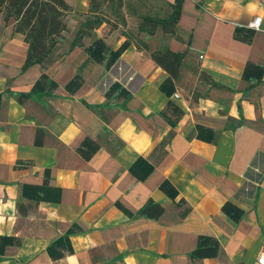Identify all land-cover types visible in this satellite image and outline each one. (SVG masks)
I'll return each instance as SVG.
<instances>
[{
	"label": "crops",
	"instance_id": "obj_1",
	"mask_svg": "<svg viewBox=\"0 0 264 264\" xmlns=\"http://www.w3.org/2000/svg\"><path fill=\"white\" fill-rule=\"evenodd\" d=\"M64 1L70 21L87 16L89 0ZM255 17L259 30L248 27ZM132 19L95 34L116 50ZM14 25L0 15V237L14 240L0 264H254L264 252V0H184L166 39L187 52L169 95V75L134 43L120 60L142 85L127 98L98 89L107 72L79 47L22 72L28 45ZM42 73L55 86L18 101ZM170 133L141 181L132 168L153 165ZM149 202L157 216L131 217Z\"/></svg>",
	"mask_w": 264,
	"mask_h": 264
},
{
	"label": "trees",
	"instance_id": "obj_2",
	"mask_svg": "<svg viewBox=\"0 0 264 264\" xmlns=\"http://www.w3.org/2000/svg\"><path fill=\"white\" fill-rule=\"evenodd\" d=\"M156 1L163 2L164 6L170 10L168 16L164 18L151 14L138 16L140 21L134 29L135 32L131 29L122 32L126 40L116 50L106 46L104 40L98 38L95 34V31L103 24L110 23L114 25V23L101 16L97 9L99 6L107 5L114 14H117L116 19H120L118 25L126 27L125 16L123 18L121 13L123 0H89L87 16H85L86 18L80 24L77 32L71 37L68 36L70 29L67 23V17L71 9L64 0H0V15L3 16L4 22H8L10 19L15 22L14 32L22 35L24 42L28 45L27 57L22 66V72L33 65H39L42 69H46L57 59L79 47L83 48L92 60L102 64L107 72L98 89L103 91L104 85L106 87L110 85L112 89H122L121 93L127 98L136 93L142 85V79L120 60L122 53L131 43H134L137 49L148 52L154 63L169 75V78L161 88L164 93L169 95L173 91V80H177L179 77V69L187 52L175 53L167 47L152 51L148 43L144 41L146 37L154 38L158 29L161 30L163 35H176L175 28L184 0H174L172 4L162 0ZM126 14L130 18L136 17V12L131 10ZM87 40L91 44L85 47L84 42ZM63 47L65 51L62 52ZM60 52L61 55H59ZM114 79L117 81L113 82ZM43 81H49L44 73H42L30 92L16 95L18 101L23 97L34 96L37 93H40L41 96L47 94L41 93L45 87ZM48 83L50 87L55 86L50 81ZM84 104L88 108H94L85 102ZM100 114L104 122H106L107 120L101 111ZM171 137L172 134L170 133L168 139H164L155 147L153 155L156 156V161L153 165L147 164L143 159H139L136 162L131 171L138 176V179L144 181L152 173L154 166L166 155L165 147ZM135 169L143 171V175H137ZM165 185H162L161 188L168 192ZM161 211L159 204L149 202L131 217L154 218ZM13 242L12 238L0 237V248L2 249Z\"/></svg>",
	"mask_w": 264,
	"mask_h": 264
},
{
	"label": "rangeland",
	"instance_id": "obj_3",
	"mask_svg": "<svg viewBox=\"0 0 264 264\" xmlns=\"http://www.w3.org/2000/svg\"><path fill=\"white\" fill-rule=\"evenodd\" d=\"M130 10L133 12H136V17L133 18L132 20H129L130 24L128 25V26H130L131 30H133V32H135L134 29L136 28V25L140 21V18H138V16L151 14V15H155V16H159L161 18H164V17L168 16V14L170 12V10L168 8H166V6H164L163 2H158L156 0H123V6L121 9V13H122L123 18L126 15V13L129 12ZM97 11L105 19L114 22V25L108 23L105 28H113V27H115V24H118L120 22L119 18L116 19L117 14H114L112 9H110L107 5L99 6ZM70 15L71 14L69 13L68 17H67V23H69L71 25V28L69 31L70 34L68 35L69 37H71L74 33L77 32L80 24L86 18L83 16H82L83 18H81V16H79L83 20L73 18V21H70V19H69ZM167 38H168V35H163L161 30L158 29L157 35L154 38H147L146 37L145 38L146 40L144 42L146 43L147 40L150 41V43H149L150 45L148 44L150 50H151L152 46L154 47L155 50L164 49V48H166V39ZM63 51H65L64 47L62 48V52ZM59 55H61V52L59 53ZM191 83H190V81H186V83H185L186 85L184 84V87L186 89H190ZM43 84L46 85V81L45 82L43 81Z\"/></svg>",
	"mask_w": 264,
	"mask_h": 264
},
{
	"label": "built area",
	"instance_id": "obj_4",
	"mask_svg": "<svg viewBox=\"0 0 264 264\" xmlns=\"http://www.w3.org/2000/svg\"><path fill=\"white\" fill-rule=\"evenodd\" d=\"M260 25H261V18L260 17H255L252 21H251V23L249 24V28L250 29H252V30H259L260 29ZM200 58H202V57H200ZM114 81H117L116 79H114ZM104 87V89H106L107 87H106V85H104L103 86ZM109 87V86H108ZM174 98H179V96H178V94H174ZM254 264H264V252H261L258 256H257V258H256V260H255V262H254Z\"/></svg>",
	"mask_w": 264,
	"mask_h": 264
}]
</instances>
